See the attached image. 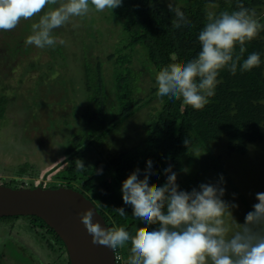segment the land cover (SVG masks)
Returning <instances> with one entry per match:
<instances>
[{
  "label": "trees",
  "instance_id": "obj_1",
  "mask_svg": "<svg viewBox=\"0 0 264 264\" xmlns=\"http://www.w3.org/2000/svg\"><path fill=\"white\" fill-rule=\"evenodd\" d=\"M181 1L172 3L185 12L191 24L175 29L171 23L175 19L174 13L169 11L168 3L161 0H123L122 6L115 8L113 14L108 10L111 18L106 17V20L117 26L120 38L117 42L121 43V50L132 54L117 53L121 50L114 48L105 59L96 56L94 63L82 65L88 112L79 117L83 128L70 131L69 139L63 141L64 165L52 177L54 183H65V187L85 195L95 205L107 227L125 226L134 233L137 227L143 226V221L132 217V207L124 204L121 185L137 167L141 169L139 175L142 178L148 159L153 161L154 171L150 183L162 185L166 181L163 170L171 165L178 174L180 189L185 190L203 171L202 163L195 161L202 154L219 166L216 160L219 156L210 148L211 142L223 139L228 153L244 157L251 143H259L264 138V31L246 45L244 57L247 58L251 52H259L261 65L247 72L238 70L235 75L227 70L221 71V83L210 103L202 110L184 105L181 100L157 97L156 72L169 63L187 62L201 50L198 33L206 23V12L233 10L236 5V0ZM241 2L246 7L256 8L260 14L263 0ZM212 5L216 7L212 8ZM64 41V45L69 47L68 40ZM53 54L62 55V51ZM56 64L61 65L60 60H56ZM145 76L150 84L143 89L141 83ZM4 88L5 85L1 89ZM154 99L158 106L152 107L153 113L149 109L146 118L138 121L141 125L137 130L141 134L133 137L128 149H122L119 154L113 152V148L124 146L122 143L117 146L115 138L111 141L110 134L115 136L114 132L124 121H130ZM13 100L14 96L0 94V116ZM105 146L112 155L110 160L104 155ZM88 151L94 158H86L85 152ZM77 159L83 161V170L77 169ZM21 169L18 173L26 172V169L24 172ZM8 179L13 181L14 178ZM71 183L77 187H72ZM118 207H124L125 217L113 210ZM20 217L27 218L35 234L41 238L36 245L43 246L46 253L44 245L51 251L46 254L48 260L54 258L58 259L54 264H70L63 241L41 218L34 215L1 216L0 228L6 223L13 227L12 220ZM7 237L12 239V228L4 241ZM26 246L23 244L22 249ZM114 253L117 264H126L129 247L118 248Z\"/></svg>",
  "mask_w": 264,
  "mask_h": 264
},
{
  "label": "clouds",
  "instance_id": "obj_2",
  "mask_svg": "<svg viewBox=\"0 0 264 264\" xmlns=\"http://www.w3.org/2000/svg\"><path fill=\"white\" fill-rule=\"evenodd\" d=\"M122 2L0 0V31H11L22 20L38 18L31 24L25 46L55 48L65 43L54 35L56 29L74 17H87L93 10H111L113 14ZM168 8L174 13L173 28L190 26L185 12L175 7L172 0H169ZM262 31L264 23L257 9L246 7L241 0H236L233 10L207 11L206 23L198 33L201 50L187 62L169 63L156 72L157 97L181 100L184 105L202 110L221 83V71L235 75L238 70L247 72L261 65L259 52L244 57L246 45ZM75 164L79 170L85 168L80 159ZM163 171L166 181L162 185L150 183L154 171L153 161L148 159L142 178L139 175L141 169L137 167L122 182L124 204L132 207V217L143 221V226L137 227L134 233L125 226H102L94 218L93 208L79 213L93 244L111 250L129 247L126 264H264V192L256 193L258 203L246 214L244 223H238L242 226L234 230L226 217L231 216L237 222L231 210L239 205L223 199L226 189L222 186L225 183L222 174L216 183H201L198 188L186 191L180 189L178 174L171 165ZM39 177L45 180L43 176ZM32 186L46 188L41 184ZM113 210L121 217L127 215L124 207Z\"/></svg>",
  "mask_w": 264,
  "mask_h": 264
},
{
  "label": "rangeland",
  "instance_id": "obj_3",
  "mask_svg": "<svg viewBox=\"0 0 264 264\" xmlns=\"http://www.w3.org/2000/svg\"><path fill=\"white\" fill-rule=\"evenodd\" d=\"M161 1L169 3V0ZM172 2L182 1L172 0ZM107 12L108 10L105 12L93 10L87 17H74L71 22L56 29L54 35L58 39L68 40L69 47L64 44L45 49L25 46L24 41L31 34V24L38 18L22 20L11 31H0V94L14 96L13 102L6 106L5 112L0 116V178L17 175L12 173L13 168L22 162L17 155L14 157L2 155L3 150L8 147L5 146L7 140L14 143L16 141L17 145L10 144V146L25 150L22 151L25 152L23 160L27 154L28 162L58 152V156L52 161L49 159L48 164L43 168L31 170L27 174L29 176L26 173L19 175L23 178L17 179L11 187H17L19 180L32 183L31 178L35 180L44 172L43 179L49 181L51 178L49 187H58L61 184L66 186L65 183H54L52 176L64 165L63 141L69 139L70 131L83 128L79 117L88 112L87 102L84 100L85 76L82 65L88 62L94 63L96 56L105 59L106 54L114 48L121 50V43L117 42L120 39L116 32L117 26L107 22L106 17L111 18ZM259 16L264 23V0L260 6ZM60 50L62 55L53 54ZM117 53L129 52L121 50ZM129 54H132L131 51ZM56 60H60L61 65L56 64ZM142 80L141 86L144 89L150 84V80L147 76ZM92 81L94 82V77ZM4 85L5 88L1 89ZM154 106H158L156 99L147 107L144 106L130 121H124L114 132L115 136L110 134L111 141L115 138L117 146L119 143L124 146L113 148V152L119 154L122 149L130 147L133 137H138V133L141 134L140 130H137L141 125L138 121L146 118L149 109V112L153 113ZM210 148L219 156V159H216L219 166L215 165L212 158L202 154V157L195 161L202 163L203 171L195 182L188 184L185 190L198 188L201 183H216L222 174L225 181L222 186L226 189L223 199L239 205L238 208L231 210L237 222H234L231 216L226 217L230 227L235 230L242 226L238 223L243 224L246 214L253 210L255 203H258L256 193L264 192V138L259 143H251L244 157L234 152L228 153L223 139L211 142ZM107 149L105 146L104 155L110 160L112 155H109ZM85 156L90 159L92 152H85ZM29 169H32V166ZM71 186L76 188L77 184L71 183ZM12 221H14L13 227L6 223L0 228V257H2L0 264L58 262V259H47L46 254L50 250L45 245L47 253L43 251V246L36 245L41 238L35 234V229L30 226L27 218L20 217ZM10 227L13 237L12 239L7 237L4 241ZM23 244L27 245L25 249H22Z\"/></svg>",
  "mask_w": 264,
  "mask_h": 264
},
{
  "label": "water",
  "instance_id": "obj_4",
  "mask_svg": "<svg viewBox=\"0 0 264 264\" xmlns=\"http://www.w3.org/2000/svg\"><path fill=\"white\" fill-rule=\"evenodd\" d=\"M93 208L95 219L107 226L95 205L81 192L65 186L10 187L0 183V217L34 215L63 241L70 264H116L114 250L93 244L79 213Z\"/></svg>",
  "mask_w": 264,
  "mask_h": 264
},
{
  "label": "flooded vegetation",
  "instance_id": "obj_5",
  "mask_svg": "<svg viewBox=\"0 0 264 264\" xmlns=\"http://www.w3.org/2000/svg\"><path fill=\"white\" fill-rule=\"evenodd\" d=\"M15 139V138H14ZM10 144H13V145H17L16 144V141H15V143L13 142V141H8L7 140V142L5 143V146H8L7 147V149H5V150H3V152H2V155L4 156H6V155H9V156H11V157H14V155H17L19 158H21V160H22V162L20 163V164H18L15 168H13V170H14V173H18L19 172V170L21 169V170H23V172H24V170L26 169V175L29 173V172H31V170H36L37 168L38 169H41V168H43L46 164H48V161H49V159H50V161H52V159L54 160V158H56L58 155H57V152L55 151L54 153H53V155H49V154H47L48 156H45V158L43 157L42 159H36V160H33V161H30V162H28L27 161V157L29 156H27V154H26V158H25V160H23V157H24V155H25V152H22V151H25V150H22V148L20 149V150H18V149H16L13 145L12 146H10ZM23 153V155H22V153ZM1 153V152H0ZM21 153V154H20ZM49 156L51 157V158H49ZM53 157V158H52ZM13 159V158H12ZM35 161V162H34ZM9 162H11V163H13V161H9ZM25 166V168H23ZM30 166H32V169H29V167ZM50 169V168H49ZM46 171V170H45ZM45 173V172H44ZM42 174L41 173V175L40 176H43V175H45V174ZM21 174H23V173H18L17 175H11V177H13L14 179H13V181H9V179L8 178H5V177H2L1 178V180H0V183L1 184H3V185H6V186H10L11 187V184H13L14 182H16L17 181V179H22L23 177H20L19 175H21ZM24 175V174H23ZM27 176H29V175H27ZM24 182H26V185H33V180H32V183H29L27 180H25V181H20L19 180V182H18V186L17 187H21V186H23V185H25L24 184ZM8 183H10V185H7ZM61 185H63V184H61ZM46 188H52V187H49V183H47L46 184V186H45ZM29 188H32V187H29Z\"/></svg>",
  "mask_w": 264,
  "mask_h": 264
},
{
  "label": "built area",
  "instance_id": "obj_6",
  "mask_svg": "<svg viewBox=\"0 0 264 264\" xmlns=\"http://www.w3.org/2000/svg\"><path fill=\"white\" fill-rule=\"evenodd\" d=\"M41 178V177H40ZM35 179V180H33V185L34 186H37V185H42V186H45L46 185V183H47V181H48V179H45V180H41V179ZM24 184L26 185V182H24ZM116 257V256H115Z\"/></svg>",
  "mask_w": 264,
  "mask_h": 264
}]
</instances>
